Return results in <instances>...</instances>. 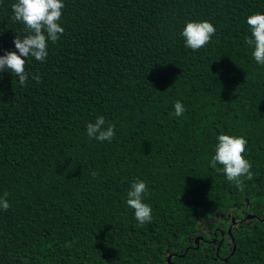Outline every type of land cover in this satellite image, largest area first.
<instances>
[{
    "label": "trees",
    "instance_id": "trees-1",
    "mask_svg": "<svg viewBox=\"0 0 264 264\" xmlns=\"http://www.w3.org/2000/svg\"><path fill=\"white\" fill-rule=\"evenodd\" d=\"M15 2L0 0V56L26 34ZM62 2L26 86L0 71V264H264V65L244 42L264 0ZM201 20L216 32L193 51L181 32ZM99 116L111 142L87 135ZM219 134L247 140L243 191L209 165Z\"/></svg>",
    "mask_w": 264,
    "mask_h": 264
},
{
    "label": "clouds",
    "instance_id": "clouds-1",
    "mask_svg": "<svg viewBox=\"0 0 264 264\" xmlns=\"http://www.w3.org/2000/svg\"><path fill=\"white\" fill-rule=\"evenodd\" d=\"M62 0H16L12 4V19L22 23L25 35H16L13 43L16 51H7L0 56V71L8 70L18 78L21 86H26L30 73H26L25 65L28 57L37 61H45L48 55V42L56 43L62 36L64 29L58 21L64 8ZM246 23L250 29V37H245V44L252 48L251 55L258 65H264V14L255 12L247 16ZM216 32V28L206 20L186 22L181 36L184 38L185 47L197 51L206 46ZM18 53V54H17ZM23 57V58H22ZM32 79L40 82L39 74L32 75ZM174 114L180 117L185 113V107L180 101L174 104ZM103 116L96 118L94 123L87 124V135L98 141L111 142L115 132L114 124H108ZM215 144L214 155L209 160V165L218 172H223L226 179L238 190L243 191V178L253 179L252 164L244 157L247 140L242 136L219 134ZM222 167L217 168V165ZM96 175L95 172L92 173ZM147 185L141 180L131 183L127 191V205L134 210L135 219L141 224L151 222L152 209L143 202V195L147 192ZM0 197V208L7 211L10 207L6 199ZM66 247H71L67 243Z\"/></svg>",
    "mask_w": 264,
    "mask_h": 264
},
{
    "label": "water",
    "instance_id": "water-1",
    "mask_svg": "<svg viewBox=\"0 0 264 264\" xmlns=\"http://www.w3.org/2000/svg\"><path fill=\"white\" fill-rule=\"evenodd\" d=\"M197 242V239H195V243Z\"/></svg>",
    "mask_w": 264,
    "mask_h": 264
}]
</instances>
